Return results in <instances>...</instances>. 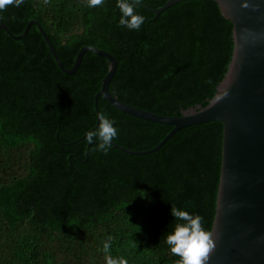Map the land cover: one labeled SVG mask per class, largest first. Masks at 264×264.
<instances>
[{
  "label": "trees",
  "instance_id": "16d2710c",
  "mask_svg": "<svg viewBox=\"0 0 264 264\" xmlns=\"http://www.w3.org/2000/svg\"><path fill=\"white\" fill-rule=\"evenodd\" d=\"M140 0L138 31L119 25L117 0H24L0 10V264H177L166 236L172 206L203 217L210 232L219 181L222 124L177 130L124 114L96 93L106 59L116 61L108 92L119 101L163 116L205 106L222 81L233 51L232 25L213 0ZM3 27L6 29L4 30ZM114 119L118 136L103 153L86 133L97 113Z\"/></svg>",
  "mask_w": 264,
  "mask_h": 264
},
{
  "label": "water",
  "instance_id": "95a60500",
  "mask_svg": "<svg viewBox=\"0 0 264 264\" xmlns=\"http://www.w3.org/2000/svg\"><path fill=\"white\" fill-rule=\"evenodd\" d=\"M187 0H168L158 11ZM224 19L232 25L233 51L225 76L205 106L163 116L119 101L108 92L116 61L92 46L78 51L71 69L58 59L37 21L50 54L61 72L72 75L82 56L89 51L108 62V70L96 93L118 111L131 117L171 126L170 132L154 148L135 152L114 146L130 155L157 151L177 130L217 121L222 124L221 164L210 229L215 248L205 264H264V0H213ZM4 30H6L3 27Z\"/></svg>",
  "mask_w": 264,
  "mask_h": 264
},
{
  "label": "clouds",
  "instance_id": "9594fccd",
  "mask_svg": "<svg viewBox=\"0 0 264 264\" xmlns=\"http://www.w3.org/2000/svg\"><path fill=\"white\" fill-rule=\"evenodd\" d=\"M24 0H0V10H6L8 6L20 7ZM104 0H87L88 7L102 6ZM140 0H117V8L121 12L119 25L130 30L138 31L145 23V17L136 12ZM99 125L95 131L86 133V141L93 144L97 151L107 153L113 146V141L118 136V129L114 126L116 121L109 118L104 112L97 113ZM171 214L176 221L175 229L167 234L165 243L169 246L173 255L180 257L177 264H205L209 255L215 248L212 234L203 227V217L180 210L175 206L171 208ZM112 237L109 236L104 243L103 251L106 256V264H128L124 258H113L109 253Z\"/></svg>",
  "mask_w": 264,
  "mask_h": 264
}]
</instances>
